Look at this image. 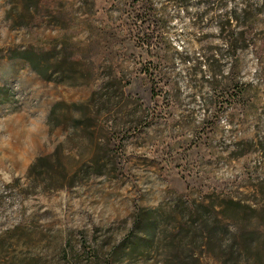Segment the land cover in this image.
Listing matches in <instances>:
<instances>
[{
  "label": "rangeland",
  "instance_id": "obj_1",
  "mask_svg": "<svg viewBox=\"0 0 264 264\" xmlns=\"http://www.w3.org/2000/svg\"><path fill=\"white\" fill-rule=\"evenodd\" d=\"M185 200L264 264V0H0V264H178Z\"/></svg>",
  "mask_w": 264,
  "mask_h": 264
},
{
  "label": "trees",
  "instance_id": "obj_2",
  "mask_svg": "<svg viewBox=\"0 0 264 264\" xmlns=\"http://www.w3.org/2000/svg\"><path fill=\"white\" fill-rule=\"evenodd\" d=\"M150 15V14H149ZM233 16L225 15L223 17H218V22L220 23V28L222 29L229 19ZM227 21V22H226ZM242 32L238 34L237 39H244ZM14 57H20L27 60L31 67L41 76L47 78V70L44 68L43 64L40 63L39 57L28 51H24L19 54H15ZM229 204L238 206L239 203L233 200L228 201ZM184 209L190 214V218H185L184 212L177 206L176 203H172L170 206V211L165 214V216H171L172 219L178 222V226L182 228V237L176 238L171 241L174 248L180 249L179 252L176 251V256L178 259V264H197L196 258V247L205 245L209 251L217 255V251L222 253L224 258H221V264H245L249 260V252L252 250L253 242L256 241V234L258 230L252 228L248 232L242 234V231L238 233V229L233 224L235 216H227L226 206H218L212 202H199L195 200L183 201ZM220 207V208H217ZM229 208V207H228ZM147 216L141 214L136 215L134 225L140 226L144 230L147 241L150 244L155 245L157 235L161 231V224L163 222L162 218H154L153 214L148 212ZM189 223L184 226V222ZM228 221H232V226ZM184 227V230H183ZM192 245V247H191ZM147 247V246H146ZM188 248V255L183 254V249ZM227 252V253H225ZM183 256L186 258L184 262ZM189 258V261L187 260Z\"/></svg>",
  "mask_w": 264,
  "mask_h": 264
}]
</instances>
